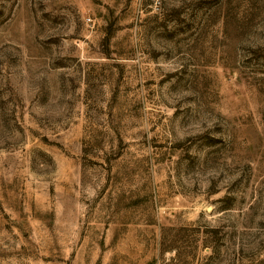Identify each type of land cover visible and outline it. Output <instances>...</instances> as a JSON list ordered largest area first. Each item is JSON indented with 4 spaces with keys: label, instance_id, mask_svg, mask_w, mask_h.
I'll return each mask as SVG.
<instances>
[{
    "label": "rangeland",
    "instance_id": "1",
    "mask_svg": "<svg viewBox=\"0 0 264 264\" xmlns=\"http://www.w3.org/2000/svg\"><path fill=\"white\" fill-rule=\"evenodd\" d=\"M0 264H264V0H0Z\"/></svg>",
    "mask_w": 264,
    "mask_h": 264
},
{
    "label": "trees",
    "instance_id": "2",
    "mask_svg": "<svg viewBox=\"0 0 264 264\" xmlns=\"http://www.w3.org/2000/svg\"><path fill=\"white\" fill-rule=\"evenodd\" d=\"M176 252H177V251H175V255H176Z\"/></svg>",
    "mask_w": 264,
    "mask_h": 264
}]
</instances>
